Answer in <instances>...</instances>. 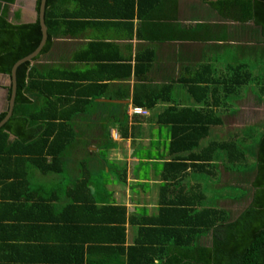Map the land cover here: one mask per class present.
Wrapping results in <instances>:
<instances>
[{
    "label": "crops",
    "instance_id": "1",
    "mask_svg": "<svg viewBox=\"0 0 264 264\" xmlns=\"http://www.w3.org/2000/svg\"><path fill=\"white\" fill-rule=\"evenodd\" d=\"M216 2L62 0L54 6L57 34L50 50L31 63L35 81L74 92L67 96L75 101L87 99L76 93L91 85L89 78L96 79L98 94L100 86L107 91L91 109L59 112L74 114L77 137L60 162L47 158L53 172L42 173L38 167L45 163L36 158L0 159V264H135L145 257L158 262L164 256L165 232L178 219L169 207L183 202L209 207V198L214 199L209 192L227 185L248 195L243 186L229 184L232 173L242 179L245 174L217 161L207 147L260 123L231 126L241 124L243 110L259 109H242L248 101L259 104V98L250 94L243 99L240 90L243 100L230 108L223 92L215 97L218 107L212 98L213 106L202 110L183 83L203 65H212L217 77L229 78L231 66L242 64L221 62L232 45L243 53L264 47L260 28L224 20L210 5ZM36 5L33 0L25 8L17 0L9 22L35 23ZM16 13L20 22L14 20ZM218 65L225 73H219ZM11 87V78L0 74V115ZM153 95L160 102L152 109L141 107L147 116L130 113L134 98ZM218 117L221 125L208 124ZM194 121L211 127L191 150L201 155L197 161L175 145L176 134L191 132Z\"/></svg>",
    "mask_w": 264,
    "mask_h": 264
},
{
    "label": "trees",
    "instance_id": "2",
    "mask_svg": "<svg viewBox=\"0 0 264 264\" xmlns=\"http://www.w3.org/2000/svg\"><path fill=\"white\" fill-rule=\"evenodd\" d=\"M60 1L62 0L46 2L45 24L48 29V40L41 54L50 50L52 38L57 34L53 8L60 4L58 3ZM16 2L17 0H0V74L9 77L18 61L38 49L43 37L39 20L28 24L9 22L10 8ZM41 2L42 0H37L38 14ZM210 5L224 20L230 19L240 24L253 22L261 29L264 38V0H217ZM14 20L20 22L21 14L16 13ZM58 23L62 25L61 22ZM245 54L257 60L260 57L261 63H264V47L251 48V51H245ZM246 65L243 63L232 65L230 68L232 76L225 79L217 77L212 65H203L197 75H192L183 83L202 110L212 107V98L222 95L223 92L225 105L234 108L238 93L252 78V73ZM146 70L147 67L145 74ZM35 78L30 62L17 69V94L13 116L0 129V159L36 158L45 163L43 167L39 164L38 168L46 174L54 171L51 164H46L47 158H58L60 162L61 155L77 137L72 126L74 114L65 116L59 112L76 113L91 109L96 104L95 100L107 90L106 86H100L102 90L101 94H98V85L94 83L96 79L89 78L87 81H90L91 85L76 93L78 98L87 99L75 101L70 97L74 92L71 95L65 88L58 86L54 88H47L45 84L39 86ZM259 90L261 95L259 100L264 105V85H260ZM11 92L12 88L10 94ZM198 94L202 97L197 98ZM160 98L153 95L138 101L136 97L134 104L135 107L152 109L160 102ZM215 100L214 106L218 107L220 100L217 98ZM6 115V112L0 115V122ZM194 123L191 132L183 129L176 134L175 145L181 147L182 151L191 152L190 158L197 161L201 160V155L191 150L199 147L209 136L211 127L203 125L200 121ZM208 124L219 126L222 120L218 117L213 123ZM255 128H258L257 133ZM192 132L196 133L191 134ZM239 135L243 138L238 139ZM12 136L15 137L14 140L11 139ZM207 149L215 154L217 161L222 160L232 165V171L245 174L244 183L249 181L251 190L249 205L236 218L232 217L230 211L220 207L219 202L222 200L217 201L218 204L214 207L199 208L187 202L169 207L168 211L177 213L178 219L172 222L175 227L165 232V241L161 243V252L164 256L158 262L152 257H145L143 261L135 264H264V120L255 126L231 134L228 140H214ZM192 166L194 169L204 167L195 164ZM146 253L149 254L151 251Z\"/></svg>",
    "mask_w": 264,
    "mask_h": 264
},
{
    "label": "rangeland",
    "instance_id": "3",
    "mask_svg": "<svg viewBox=\"0 0 264 264\" xmlns=\"http://www.w3.org/2000/svg\"><path fill=\"white\" fill-rule=\"evenodd\" d=\"M26 2V6H24L25 8H30L33 0H25ZM236 39V38H235ZM244 40L241 37L239 38V41ZM221 62H225L226 64H230V63H244L247 64L246 66L249 67V70L252 73V78L249 82V84H247L246 86H244L242 88V93L240 94L241 97H243V99L247 98V95L249 96L250 94L255 95L257 98H259L261 95L259 94V88L260 85L263 86L264 85V63L260 61V57L257 60L256 58H251L249 56H247L245 53H243L242 51H239L237 49V47L235 46H231L226 50V56L221 60ZM256 65H255V64ZM219 67V73H225L222 72V68L220 67V65H218ZM237 68V67H236ZM228 76H232V73L229 72ZM241 97H237V102L235 104H238V100L242 101L243 99H241ZM242 104V103H241ZM260 104V105H259ZM258 102H251L249 103L246 102V104H242V109L247 107L249 105H254L256 106L257 109L256 111L254 110H243L242 112L244 113V118L241 119V124H237V122H234L233 124H231V126L234 128L236 126H242L243 124L249 125V124H254V123H258V121H263L264 120V105ZM239 105V104H238ZM234 107V108H235ZM247 114H254L255 116H247ZM257 129L255 128V132L257 133ZM234 136V135H233ZM260 136V134H258V137ZM225 137H229L230 138V133H228V135H226ZM238 139H242L243 137L241 135L237 136ZM218 140H223V138H218ZM230 181L229 184L232 185H240L243 186V188L247 189L249 194L244 197L247 193L244 192V190L240 187H232L230 185H227L225 190L222 189L221 191H215V192H209L210 195H212L214 197V199H210L208 200V202L210 203L211 206H217L218 202L220 200L223 201L222 203V207H224L226 210H229L232 213V217L236 218L245 208H247V206L250 203V198H251V190H250V184L248 183L249 181H247V183H244L246 180L242 179L240 175H238L237 177L232 173V175L230 176ZM249 180V178H248ZM242 197H244L242 199ZM226 199V200H225ZM236 199H241V200H236ZM234 200V201H232ZM236 200V201H235ZM218 201V202H217Z\"/></svg>",
    "mask_w": 264,
    "mask_h": 264
},
{
    "label": "water",
    "instance_id": "4",
    "mask_svg": "<svg viewBox=\"0 0 264 264\" xmlns=\"http://www.w3.org/2000/svg\"><path fill=\"white\" fill-rule=\"evenodd\" d=\"M46 2L47 0H42L41 2V8H40V13L36 17V21H40L41 29H42V41L38 49L29 55L28 57L18 61L15 66L13 67L12 70V75H11V85H12V92H11V98L8 100V103L6 104L5 112L7 113L6 117L0 122V129L5 126V124L12 118L14 108H15V100H16V94H17V69L19 66L23 65L24 63L30 62L32 63L33 60L40 55L42 52L43 48L45 47L47 40H48V29L45 24V12H46ZM31 23L30 21H23V24H28Z\"/></svg>",
    "mask_w": 264,
    "mask_h": 264
},
{
    "label": "built area",
    "instance_id": "5",
    "mask_svg": "<svg viewBox=\"0 0 264 264\" xmlns=\"http://www.w3.org/2000/svg\"><path fill=\"white\" fill-rule=\"evenodd\" d=\"M130 113L132 115H139V116H147L148 115V111L145 110L144 108H140V107H131L130 109Z\"/></svg>",
    "mask_w": 264,
    "mask_h": 264
},
{
    "label": "flooded vegetation",
    "instance_id": "6",
    "mask_svg": "<svg viewBox=\"0 0 264 264\" xmlns=\"http://www.w3.org/2000/svg\"><path fill=\"white\" fill-rule=\"evenodd\" d=\"M21 1L23 2L24 6H26V2H25V0H21Z\"/></svg>",
    "mask_w": 264,
    "mask_h": 264
}]
</instances>
